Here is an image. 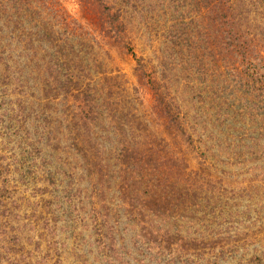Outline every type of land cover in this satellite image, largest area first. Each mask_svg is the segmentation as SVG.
Segmentation results:
<instances>
[{"label":"trees","instance_id":"1","mask_svg":"<svg viewBox=\"0 0 264 264\" xmlns=\"http://www.w3.org/2000/svg\"><path fill=\"white\" fill-rule=\"evenodd\" d=\"M77 1L93 31L59 0H0V264H144L125 234L160 263L195 254L199 192L264 175V0H170L165 19L164 0ZM114 48L162 123L136 115Z\"/></svg>","mask_w":264,"mask_h":264},{"label":"rangeland","instance_id":"2","mask_svg":"<svg viewBox=\"0 0 264 264\" xmlns=\"http://www.w3.org/2000/svg\"><path fill=\"white\" fill-rule=\"evenodd\" d=\"M59 2L73 19L85 28L94 30L90 16L77 0H59ZM164 2L165 5L159 14L163 15L164 19L165 17L169 18V16H177L179 12L177 4L171 3L170 0H164ZM111 57V65L117 67L120 73L124 74L129 86L137 88V95L142 104L140 110L135 111L136 115L147 120L148 124L158 125L162 123L161 116L152 110V96L148 85L140 80L134 72L135 62L133 58L118 48L111 51ZM3 110L4 108L0 104V112ZM30 120L26 122V125H29ZM35 122L37 123L36 120ZM160 130L166 132L164 128H160ZM43 153L48 154L49 152L44 150ZM47 158L51 159V164H47L43 168L55 170V176L58 180L55 192L62 195L60 191L65 188L68 180L62 174L64 169L59 161L54 158ZM30 162L31 159H28V163ZM237 167L240 170L244 169L241 166ZM34 168L39 170L35 174V177L39 178L44 170H40L37 166ZM232 172L236 175L229 176V181L240 182L243 179L242 182L247 188L241 190L234 187L236 183H231L232 185L228 186L226 190L206 188L203 192H199L198 206L201 211L202 209L213 210L214 214L208 212L204 215L200 212L195 216L185 215L184 222L181 221L180 224L187 222L185 219H190L193 225L180 226H182V236L195 238L200 248L197 247L199 249H197L196 255L194 253L190 255L189 252L187 254H176L175 252L173 253L174 260H168L167 264H264V175L252 176L248 172L240 174L236 168H233ZM251 180L252 182L249 184L247 181ZM38 183L42 184L40 181ZM28 186H31L30 183ZM220 208L222 209L221 213ZM58 224L60 226L62 222L59 221ZM124 236L126 238L124 243L130 246L136 258L144 264H164L167 257L161 258L160 263L158 260L160 257L153 252L146 256L144 247H142V254L136 253L138 248L132 246V240L129 241L130 235L125 234ZM131 262L133 263V261Z\"/></svg>","mask_w":264,"mask_h":264}]
</instances>
